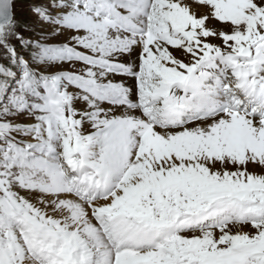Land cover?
I'll return each instance as SVG.
<instances>
[{"label":"snow or ice","instance_id":"snow-or-ice-1","mask_svg":"<svg viewBox=\"0 0 264 264\" xmlns=\"http://www.w3.org/2000/svg\"><path fill=\"white\" fill-rule=\"evenodd\" d=\"M0 264H264V0H0Z\"/></svg>","mask_w":264,"mask_h":264}]
</instances>
